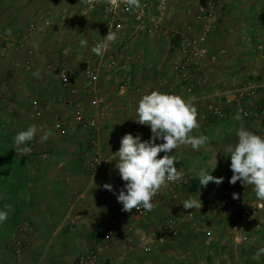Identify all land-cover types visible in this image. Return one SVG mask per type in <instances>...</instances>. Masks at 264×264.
Segmentation results:
<instances>
[{
    "label": "rangeland",
    "instance_id": "rangeland-1",
    "mask_svg": "<svg viewBox=\"0 0 264 264\" xmlns=\"http://www.w3.org/2000/svg\"><path fill=\"white\" fill-rule=\"evenodd\" d=\"M158 3L159 0H152L150 5L149 15L154 20L151 35L141 36L107 51L105 56L114 57L119 66L128 69V76L115 83L110 92L97 94L96 89L95 96L101 98L105 106L101 113L92 107V95L86 94L87 83L82 76L77 80L79 92L76 97H70L58 79L59 70L65 62L79 75L86 63L95 65L96 55L91 49L104 35L100 11H88L79 0H0V211L8 212V219L0 224V264L7 261L9 254V264H14L17 256L13 245L19 240L18 230L22 227L26 230L23 232L24 244L20 257L25 250L36 247L38 256L34 257L35 261L43 264L63 262L59 251L64 249L65 244L67 248V235L84 215L82 209L74 210L76 215H71V221L68 220L67 213L72 209L78 184L88 180V169L96 157H109L118 151L121 137L129 133L134 137L140 136L143 129L147 131V125H142L143 128L141 126L136 133L132 131L138 119V101L144 94L153 90L165 93L162 87L174 89L182 86L185 90L187 86L196 92L209 89L213 94L217 93L215 98L218 101L222 91L239 89L247 81L256 80L264 85V0H167L161 13L156 8ZM68 16L75 20L69 23L65 20ZM46 18L57 19V22L52 21L48 25ZM87 21L90 23H85ZM31 25L34 26L32 31ZM9 28L12 30L11 36L5 32ZM253 30L257 31L256 35H261L256 38ZM181 32L185 33L184 36ZM201 37L206 38L201 48L208 60H202L185 73L182 67L189 57L186 42ZM81 39L87 40V46L80 45ZM117 53H130L131 57L134 56L133 65L127 59L120 62ZM234 58L238 64L231 65ZM231 67L235 70L233 74L229 73L230 79H227ZM34 72H39V78L33 75ZM126 81H129V88L121 96L118 93L119 85ZM182 93L186 95V91ZM218 99L222 102V98ZM77 102L81 104L80 112L86 119L94 117L97 120L95 130L85 131L76 124L74 105ZM263 102L264 88L255 98L241 101L238 105L236 102L234 107L229 108L231 117L236 121L232 127L235 138L230 139L228 146H222L221 137L218 143L209 140L203 145L208 160L220 159L221 151L225 156L230 146L235 145V129L241 123L246 129L264 137V117L257 116ZM197 111L199 116L215 115L220 122L227 110L213 102L205 109L198 106ZM243 111L250 116L244 117ZM238 113L242 121L236 119ZM31 124L46 125L52 135L44 141L43 133L38 132L27 145L31 148L30 153L18 156L13 149L14 137ZM218 132L221 133V128ZM96 148L99 150L96 151ZM205 156L200 155L202 158ZM112 172L111 176L99 175L98 178L101 182L113 184L112 193H109L112 196L110 204L104 205L106 210L102 211L106 219L111 213L118 218L130 213L122 211L123 205L117 200L121 190L126 192L125 181L121 179L119 170ZM229 174L232 177L233 172ZM215 175L216 178H223L227 172L219 168ZM61 183L68 190L58 192ZM37 184L43 188L41 191H55L52 204H39L36 212L31 209L39 215L48 208L52 218L47 222L45 219L31 218V211L24 212L30 210L31 205L19 202ZM234 185H228L232 196L235 193ZM223 187H227V184L222 181L213 188H205L203 194L207 197L201 202V209L183 207L185 200L201 197H189L182 188L181 193H177L178 201L159 205L162 209L155 205L153 209L156 214L160 211L158 214L162 216L159 220L162 233L169 225L174 226L169 236L176 234L179 228L187 231L200 227L204 230L200 244L208 251L204 250L196 257L204 264H214L221 259V249L225 250V246L233 242L230 225L224 220L221 209L212 203L213 195ZM247 193V187L242 193H235L237 198H233L234 204L258 200ZM189 214L192 218L188 217ZM110 219L118 224L115 217L111 216ZM46 227L49 232L52 230L47 240L44 234ZM255 227L253 217L245 223L244 233L250 236ZM209 238L212 242H208ZM49 245L54 252L44 259L42 253ZM90 251L96 252V249L90 248ZM84 255L72 258L71 263L74 264Z\"/></svg>",
    "mask_w": 264,
    "mask_h": 264
},
{
    "label": "crops",
    "instance_id": "crops-1",
    "mask_svg": "<svg viewBox=\"0 0 264 264\" xmlns=\"http://www.w3.org/2000/svg\"><path fill=\"white\" fill-rule=\"evenodd\" d=\"M226 3L227 2H225V4ZM46 19L47 20L45 22L48 25L50 24V22L52 24V21L57 22V19L54 18ZM65 20H68L69 23H71L73 20H75V18L72 16H68V18H65ZM85 23L90 22L87 21ZM253 33L255 34L256 38L257 36L259 37V35H261V33H258V35H256L257 31L255 30H253ZM184 34V32H181L182 36H184ZM223 52L224 51H222V53ZM117 57L120 62L123 59H127L133 65L134 56L131 57L130 53H128L127 55L118 54ZM207 60L208 59L206 56L203 62H207ZM119 64L117 68L112 71L105 68L100 72L98 80L96 82L97 94L110 92L112 90V86L115 83L120 82V80L128 76V69H123L121 66H119ZM233 64H238L235 58L233 59V63H231V65ZM234 70L235 69L231 67V69L227 72V79H230L228 77L230 76V74L234 73ZM252 82L263 85L256 80H252ZM133 83L135 82L133 81ZM161 90H163V92L165 93L176 95L177 93L178 95H181L182 91H186V95L182 93L183 98L185 100L191 99L196 108L199 106L205 109V107L209 103L213 104V102H215L217 107L227 110L226 112H224L225 114L220 119V122L217 121L218 118L215 115H198L197 119L200 127L198 130H195L192 135H205L208 137V141H215V143H218V141L220 140L219 137H221L222 146H228L230 139L235 138L234 132L229 133L228 131L230 128L233 129L232 127L236 125V121L231 117V114L229 113L230 109L234 107V104H227L225 103V101H223V99L232 98V94L237 90V88L236 90L234 88L231 90L225 89L224 91H222V93L218 95L220 98H222V102H220V100L218 99L219 97L217 98L218 101H216L215 95L217 96V93L213 94L209 89H203L202 91L198 90V92H196L197 90H193V88L191 87L187 88L186 86L184 90V88L180 86L175 87L174 89H171L170 87H162ZM194 93L197 94L192 95ZM220 128L221 133L218 132ZM139 137L141 142L151 143L152 132L150 126H148L147 131H144L143 129L142 134ZM93 139H95V143H97L98 140L97 138H95V135L93 136ZM121 139L122 137L119 140ZM155 143L159 144L163 143V141L160 139H156ZM95 150L98 151L99 149L96 148ZM204 151H206L204 146H201L198 151L193 150L190 146H182L170 153V155L176 157L177 162L175 166L178 171H183V178L179 181L168 183L167 186L162 187L159 192L153 197L152 202L154 205H158V207L162 209V207L159 205L178 201L177 193H181L182 189L185 190V192H188V194L186 195H188L189 197H201V202H204L207 197H205V195L203 194L205 188H213L216 186V183L209 182L207 186L201 185L199 181V173L203 170L207 171L208 174L216 177L215 173L220 168V170L227 172V176L223 177L222 180L224 183L226 182L227 187L221 188L212 197V203L217 209H220L215 199L216 195L224 189L231 191V189L228 188L231 178L229 173L232 172L230 168L231 163L229 150L227 151L225 156L223 154V151H221L222 157L218 160L215 158L208 160V158L205 156L206 153ZM202 154L203 156H205L204 158L200 157V155ZM163 155H165V153H160V158H162ZM116 164L117 163H113L110 166L108 172H104L103 170H93L91 168V164L90 169H88L90 174L88 180L78 184V192L76 193L72 209H70L67 213L68 220L71 221L70 218L76 215V213H74V210L79 211V209H82L84 212L82 214L84 215L83 218L80 217L79 220L76 218V220H78L77 226H75V228L71 230V232L67 235V248H65V244L64 249H61L60 251L58 249V251L61 252L60 254L63 258V262H60L59 264H72V258H76L80 254H87L90 248L96 249V264H160L161 262L166 263L168 262V260L171 261L172 264H204L203 261L196 258L199 256V254H201L202 251H208L207 247L203 248V246L201 245L202 239L204 238V230H202L200 227H192L187 231L179 228V230L177 229L176 234H174L175 236H167V239L163 245H154L151 251L146 252L141 248V237L147 236L148 238L154 239L162 234V226L159 223V220L162 217L159 215L160 211L158 212L159 214H156L153 212V210L150 212H143V209H140L139 211L130 212L132 213L131 217H129L130 213L126 214L125 216L121 215L119 218L115 215V213H111L109 214L110 217H108L107 219L105 218L104 214H102V211L106 210L104 208V205L110 204L112 196L109 195L110 191L105 189L103 186L110 183L104 182L103 180L101 182V180H99L98 178L99 175L111 176L112 171L114 172L118 170ZM191 174H194V176H191ZM192 181L197 182V189L194 192H191L190 190ZM240 183L241 181H239L233 187L235 193L237 194L242 193V191H237V185ZM60 187L61 189H59V187L57 189L58 192L59 190L62 192L63 189L68 190V187H66L64 183H61ZM245 187L248 188V193L246 195H250L252 197L255 196L252 185H245ZM42 189L43 188L39 187V185L37 184L34 189H32L31 193H29V195L23 196V198L19 200V202L21 203H29L31 205L30 210H26L24 212H29L31 211V209L35 210L36 212L37 205L39 204H52L55 191L51 190L50 192H45L41 191ZM113 192L115 193V191ZM115 197L113 198L115 199ZM64 201L69 203L67 199H64ZM35 212L31 211L29 213L30 217L33 219H45L47 222L52 218V213L50 210H48V208H46L45 211L40 212L39 215ZM111 216L117 219V225L116 222L113 221V219H110ZM109 219L111 220L110 222L113 223L112 225L108 223ZM254 222L256 227L254 231H251L252 233H250V236L248 233H244V235L246 236V241L240 243L238 237H234L233 242H229L228 245L225 246V250L221 249L223 253L222 257L214 264H264V254L257 255V252L261 248H264V245H262L264 243V201H262V210L254 217ZM48 230L49 228L46 227L44 233L46 235V240L47 238H49V236L52 235V230L50 232ZM51 244L52 243H50V245ZM50 245L46 247L42 253V257H44V259L51 257L54 252L53 248H51ZM35 249L36 247L25 250L22 254V257L18 256L14 258V261L20 262L21 264H33L37 262L35 261L36 259H34V257L38 256L36 255L38 254L36 253L38 251V248L36 250ZM32 250H34L35 253ZM8 257L10 258V254L8 255ZM9 258L7 259V261H5L4 264H9ZM159 258L161 261L159 260Z\"/></svg>",
    "mask_w": 264,
    "mask_h": 264
},
{
    "label": "clouds",
    "instance_id": "clouds-1",
    "mask_svg": "<svg viewBox=\"0 0 264 264\" xmlns=\"http://www.w3.org/2000/svg\"><path fill=\"white\" fill-rule=\"evenodd\" d=\"M89 5L94 0H85ZM111 10L119 7L120 3L127 6L128 10L141 7L140 0H105ZM7 36H11L12 30H5ZM117 35L109 27V32L100 42L96 43L91 51L97 56H103L111 43H114ZM80 45L87 46V40L81 39ZM33 75L39 78V72ZM66 79V78H65ZM138 119L141 125H148L152 132V142H141L140 137L132 134H125L120 141V148L111 160L118 161L116 167L120 177L126 182L124 190L117 196L118 202L123 205L122 211L131 212L133 209L143 212H150L154 209L153 197L162 187L168 183L179 181L183 178V171L176 168V157L170 155L173 150L182 146H190L193 150H199L201 146L208 142L205 135L194 136L192 133L198 130V111L191 99L185 100L176 94L162 93L153 90L144 94L138 101L136 108ZM245 116L248 113H244ZM236 119L242 121L239 113ZM58 127V125H57ZM229 133L233 129L228 130ZM38 132H42V139L47 141L52 135L51 129L46 125L37 126L31 124L26 130L19 131L14 137L13 148L18 156H27L31 148L27 145L34 140ZM237 142L230 146L229 155L231 159V170L233 175L230 179L231 184L237 181L245 185H252L255 196L258 200L264 201V137L257 135L253 131L246 129L243 123L235 129ZM160 139L163 143H155ZM165 153L160 158V153ZM100 163V160L97 164ZM215 167V166H214ZM213 167V168H214ZM223 178H216L207 171L199 173V181L203 186L209 182L216 184L222 183ZM105 189L111 191L112 186L105 184ZM237 198V194H233ZM185 209H201L200 199L190 198L182 203ZM8 219L7 211H0V224ZM264 254L261 248L257 255Z\"/></svg>",
    "mask_w": 264,
    "mask_h": 264
},
{
    "label": "built area",
    "instance_id": "built-area-1",
    "mask_svg": "<svg viewBox=\"0 0 264 264\" xmlns=\"http://www.w3.org/2000/svg\"><path fill=\"white\" fill-rule=\"evenodd\" d=\"M83 6L88 11H100V14L103 18L104 26H103V37L97 41L96 43L100 42L104 37L107 36L110 29L116 33L117 39L114 43H111L108 47L110 49H117L118 46L122 44H128L131 41L140 38L141 36H149L153 33L154 25L153 18L149 15L150 5L152 0H140L141 7L139 9L133 8L131 10L127 9V6L123 3H120L119 7L115 10H111L110 6L105 2V0H94V3L89 5L85 2V0H79ZM167 0H159L158 5L156 6L157 11L160 13L164 10V6ZM34 26L31 25V31L33 30ZM205 37L192 39L186 42V47L189 50V57L185 61L182 70L186 73V71L196 64H200L202 60H204L205 55L204 50L201 48V44L204 42ZM95 43V44H96ZM94 44V45H95ZM107 50V51H108ZM103 56L96 55V63L94 66L89 65V63L83 67L80 75L79 73L69 64L63 63L59 73L58 79L59 83L62 88L67 91L70 97H76L79 90L77 87V80L79 76L87 83V90L86 94L92 95V107L96 110V112L104 111V103L101 98L95 96L96 91V82L99 77V73L104 70L105 68L112 71L117 68L118 63L114 57H106V53ZM185 75V74H184ZM66 78V79H65ZM129 88V81L125 83H121L119 85L118 93L119 95L123 96ZM264 88V85H260L254 83L252 81H247L244 83L239 89H237L232 94V98H224L225 103L227 104H236L238 105L239 102L244 100H249L255 98L259 91ZM227 94V93H226ZM74 108L76 109V116L75 122L85 131L95 130L96 129V122L97 120L93 118L86 119L80 112L81 104L75 103ZM242 115L244 117H249V113L247 116ZM257 116L264 117V102L260 106ZM142 125L139 124L137 121L133 124V133H136L137 130ZM57 128H60L58 126ZM118 152V151H117ZM116 152V153H117ZM115 153V154H116ZM109 157H96L92 164L93 170H103L104 172H108L110 166L113 163H117L118 156L115 157L117 160H111L114 156ZM100 160V163L97 162ZM245 189V185L240 183L237 185V191H243ZM216 202L221 211L223 212V218L228 224L230 225V233L234 237H238L239 242L242 243L246 241V236L244 235V225L247 221L251 218L255 217L261 210H262V201H249L244 200L242 203L234 204L232 192L230 190L224 189L221 190L216 195ZM189 218H192V215H188ZM111 224H113L111 222ZM26 230L25 227L19 228L18 234L20 235L19 240L15 242L13 245L14 253L18 257L20 256L21 249L24 242V235L23 232ZM174 230V226L169 225L164 229V233L157 236L154 239L148 238L147 236L141 237V248L149 252L152 250L154 245H163L166 241V237ZM208 242H212V239H208ZM235 245V244H234ZM97 262V255L94 251H90L84 256L80 257L74 264H96ZM14 264H21L20 262L14 261ZM33 264H42L40 261H37ZM160 264H170L169 262L160 263Z\"/></svg>",
    "mask_w": 264,
    "mask_h": 264
},
{
    "label": "trees",
    "instance_id": "trees-1",
    "mask_svg": "<svg viewBox=\"0 0 264 264\" xmlns=\"http://www.w3.org/2000/svg\"><path fill=\"white\" fill-rule=\"evenodd\" d=\"M196 189H197V182L196 181H192L191 182V186H190L191 192H194Z\"/></svg>",
    "mask_w": 264,
    "mask_h": 264
}]
</instances>
